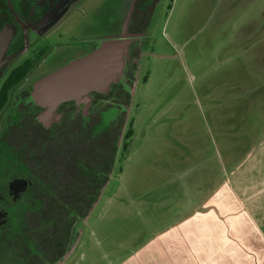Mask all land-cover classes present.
<instances>
[{
    "label": "rangeland",
    "instance_id": "1",
    "mask_svg": "<svg viewBox=\"0 0 264 264\" xmlns=\"http://www.w3.org/2000/svg\"><path fill=\"white\" fill-rule=\"evenodd\" d=\"M133 5L134 0H75L48 35L46 46L57 42L93 46L118 39L134 13ZM141 6H136L137 13L146 21L147 39L129 114L120 126L122 146L101 203L67 264L130 260L163 233L158 231L169 223L163 220L167 213L163 201L153 208L155 219L143 204L126 205L122 198L130 200L146 191L151 198H160L159 190L151 191L159 176L155 179L150 168H162L168 151L188 145L203 152L212 139L220 142L218 134L223 131L239 135L264 131V0H145ZM58 52L57 61L66 55ZM72 55L75 59L64 60L58 70L88 54ZM115 114L112 111L107 121ZM132 121L135 136L126 141ZM189 174L162 188L190 187L194 180ZM140 255L141 260L146 256Z\"/></svg>",
    "mask_w": 264,
    "mask_h": 264
},
{
    "label": "flooded vegetation",
    "instance_id": "2",
    "mask_svg": "<svg viewBox=\"0 0 264 264\" xmlns=\"http://www.w3.org/2000/svg\"><path fill=\"white\" fill-rule=\"evenodd\" d=\"M142 1L145 0H134V13L126 21L123 40L129 41V57L119 82L108 93L92 92L84 101L62 103L56 111L58 116L46 125L39 119L44 109L31 100L34 85L57 71L64 60L73 61L72 54L89 55L100 44L74 42L67 47L57 42L46 46L48 35L59 26L75 0H0V31L6 27L14 31L0 71V264H51L44 251L51 248L53 254L69 246V251L53 263L67 264L79 247L88 216L73 222L72 228H59L60 205L70 204L74 191L81 204H91L93 185L90 179L85 181L81 171L102 174L95 181L94 205L101 203L108 186L109 180L100 187V181L106 179L110 146L107 117L112 111L119 118L128 116L133 101L140 55L147 39L146 21L137 13ZM57 52H61L59 56L66 55L57 61ZM49 60L51 66H45ZM66 124L68 133L52 132ZM122 142L120 137L117 149ZM114 161L115 167L116 157ZM47 205L52 207L46 209ZM46 232H53L57 246L50 244ZM15 240L18 248L12 246ZM32 248L36 255H32Z\"/></svg>",
    "mask_w": 264,
    "mask_h": 264
},
{
    "label": "crops",
    "instance_id": "3",
    "mask_svg": "<svg viewBox=\"0 0 264 264\" xmlns=\"http://www.w3.org/2000/svg\"><path fill=\"white\" fill-rule=\"evenodd\" d=\"M222 134L203 152L184 145L167 152L162 168H150L159 176L151 188L159 190L158 200L150 191L122 198L143 204L155 219L153 208L163 201L169 223L141 252L114 264H264V131ZM134 136L135 123L130 141ZM183 173L193 177L190 187L162 188Z\"/></svg>",
    "mask_w": 264,
    "mask_h": 264
},
{
    "label": "water",
    "instance_id": "4",
    "mask_svg": "<svg viewBox=\"0 0 264 264\" xmlns=\"http://www.w3.org/2000/svg\"><path fill=\"white\" fill-rule=\"evenodd\" d=\"M13 37L14 31L9 27L0 31V71L6 62L5 54ZM125 38L126 35L104 41L86 57L38 81L31 100L44 109L40 121L50 124L58 116L56 111L64 102L84 101L92 92L108 93L111 86L122 78L125 59L129 57V41H124ZM96 206H93L87 220Z\"/></svg>",
    "mask_w": 264,
    "mask_h": 264
},
{
    "label": "trees",
    "instance_id": "5",
    "mask_svg": "<svg viewBox=\"0 0 264 264\" xmlns=\"http://www.w3.org/2000/svg\"><path fill=\"white\" fill-rule=\"evenodd\" d=\"M142 57V54L140 55V59ZM146 81V80H145ZM115 89H118V86H114ZM113 91H116V90ZM123 89V88H122ZM129 96V94H128ZM110 97H113V95H111ZM117 116V115H116ZM115 115L112 117L113 119H109V121L107 122L106 125V136L108 137V142L110 143V146L107 149V154H106V179L104 181H100V187H103L109 180L110 176L113 174V169H114V160L116 157V152H117V144H118V140L120 138V129L122 128L123 124L126 121V114H123L122 117H116ZM121 126V128H120ZM68 125L66 124L64 127L63 126H58L55 127V129L52 131L53 133H68ZM96 134V133H95ZM134 135V121H132L130 123V129L128 130L127 134L124 136V138L126 139V141L130 140L132 138V136ZM124 151L126 152L128 150V145H124L123 146ZM81 174H83V177L85 179V181L87 182L89 179L92 182L93 188H92V202L91 204H81L79 197V194H77V191H74V194L71 193V197L72 202L70 204L67 205H60V209H61V217L59 216L58 218V227L59 228H64V227H68V228H72L71 225L73 226V222H80L83 218H85L86 216H88V214L90 213V211L92 210L93 206H94V185H95V181L96 179L99 181L100 180V176H102V174H100V172H96L95 170H92L90 172H82ZM104 178V177H103ZM76 180L79 181V178L76 177ZM74 200V201H73ZM52 206H45V208H50ZM60 212V211H59ZM64 234V232H58V234ZM70 234H75L77 232H69ZM46 235H50L49 241L51 245H56L57 246V242H53L54 241V234L53 232H46ZM18 237H17V241H18ZM13 241L12 246H16L15 248L19 247V242L17 241ZM61 244V243H60ZM33 246V245H32ZM13 248V251L14 249ZM58 249V247H56ZM70 247L69 246H64L56 251L55 253L51 254L52 249L50 248L49 251H44V257L45 259L47 258L48 261L51 262V264H53L54 262H57L59 259H61L68 251H69ZM32 255H36V250L35 248H32ZM48 255V256H47ZM35 262V261H34Z\"/></svg>",
    "mask_w": 264,
    "mask_h": 264
}]
</instances>
